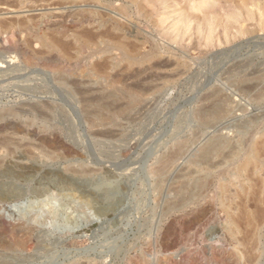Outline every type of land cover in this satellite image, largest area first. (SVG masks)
Returning <instances> with one entry per match:
<instances>
[{
    "label": "rangeland",
    "instance_id": "obj_1",
    "mask_svg": "<svg viewBox=\"0 0 264 264\" xmlns=\"http://www.w3.org/2000/svg\"><path fill=\"white\" fill-rule=\"evenodd\" d=\"M220 138L264 144V0H0V264H231L210 181L163 211Z\"/></svg>",
    "mask_w": 264,
    "mask_h": 264
},
{
    "label": "bare ground",
    "instance_id": "obj_2",
    "mask_svg": "<svg viewBox=\"0 0 264 264\" xmlns=\"http://www.w3.org/2000/svg\"><path fill=\"white\" fill-rule=\"evenodd\" d=\"M52 36L55 37L53 38ZM52 36L50 37L49 35L50 38L47 37L44 38L43 42L47 47L53 49H59L60 47H62V44L64 45V47L67 46L66 45L67 43L64 40L63 41L66 44L63 43L62 39H60L62 38L60 37L61 35L59 36L60 38H57L56 35H52ZM124 43L118 42L117 45L120 49L124 51V54L126 55L128 61L133 63L136 62L138 58L135 56V54H133L127 49ZM62 49L64 50V48ZM130 50L135 51V48ZM210 107L212 108V106ZM4 140L5 139H3V141ZM9 140L8 141L5 140L4 143H2L3 142L2 140L0 142L1 144L7 146L8 144L12 143ZM258 141H256L255 145L257 144ZM261 143L262 140H260V144ZM260 144L254 146L250 152L244 155H240L238 152L237 153L233 152L231 148V144L227 138H220L214 144L205 147V152L207 153V155H204L199 158L194 157L195 159L190 157L192 159L188 161V165H186L187 168H185L186 171L181 173L184 177H186L187 180V183L184 182V184H186L187 186L188 184L189 185L192 184V188L190 190L189 189L183 190V187L185 188V186L182 187V184H180L181 187L178 188L177 186L178 189H176V185H174L175 189L171 188L170 190H174V192H177L178 196L176 198L168 199L166 203H163L165 204L164 207L162 206L163 211H165L164 214H167L169 212L171 214L172 211L177 210L178 208L186 211L187 208L191 206L190 204H192L196 200L195 199L196 188L199 185L210 181L211 182L210 186H213L212 188L213 193L211 197L217 200L220 204L219 206L225 219V230L227 234H229L231 239V243H232V249L230 253L231 264H263L264 263V180H262L261 177V171L263 166V162L261 159V153H262L261 151L262 148L264 147V144L262 145ZM176 152L177 151L175 152L173 151V153ZM164 159L166 160L161 162L163 166L160 167L158 165L160 168L159 167L156 168L155 166L156 170H154L156 172L155 175L156 176L158 175L157 177H159V182L165 179L166 175L170 174L169 167H172L177 164L178 157L173 154L168 159L165 157ZM182 166L184 167L185 165L183 164ZM153 168L154 166L152 167V169ZM170 177H171L170 175H168V177L166 176L167 179L168 178L170 179ZM166 181L167 180H164L165 183ZM159 182L156 183L157 186L158 184H160ZM168 182L169 181H167V184L171 183L170 185H172V182L174 181H171L169 183ZM167 184L165 185L167 186ZM170 185L168 188L171 187ZM166 190L168 191L167 187ZM163 191H161V193ZM165 193L168 194V192L166 191L164 192V194ZM167 197H169V195ZM162 207H161V212H162ZM197 209L198 207H196V210ZM193 210H191L190 213ZM155 211L157 210L155 209ZM202 211L203 210L200 209V212ZM188 214L186 212V216H188ZM161 215L163 216V214ZM181 215L182 214H180V216ZM166 216L164 215L165 218ZM190 216H194V215H190ZM181 219L183 220V217ZM165 230L166 229H164V231ZM168 231L170 232V229ZM163 234L165 235L164 232ZM165 238L168 239V237ZM164 239L162 240L161 243L163 246H165V244L168 243L165 242L168 240L166 239L164 240Z\"/></svg>",
    "mask_w": 264,
    "mask_h": 264
}]
</instances>
